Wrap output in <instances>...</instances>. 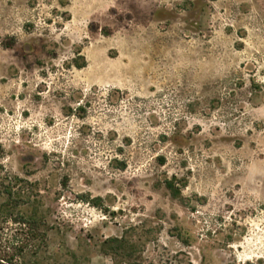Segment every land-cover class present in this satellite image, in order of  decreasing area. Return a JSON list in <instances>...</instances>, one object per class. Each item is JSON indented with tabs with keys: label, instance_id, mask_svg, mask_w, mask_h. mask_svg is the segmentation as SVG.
<instances>
[{
	"label": "rangeland",
	"instance_id": "1",
	"mask_svg": "<svg viewBox=\"0 0 264 264\" xmlns=\"http://www.w3.org/2000/svg\"><path fill=\"white\" fill-rule=\"evenodd\" d=\"M6 178L38 264H264V0H0Z\"/></svg>",
	"mask_w": 264,
	"mask_h": 264
},
{
	"label": "trees",
	"instance_id": "2",
	"mask_svg": "<svg viewBox=\"0 0 264 264\" xmlns=\"http://www.w3.org/2000/svg\"><path fill=\"white\" fill-rule=\"evenodd\" d=\"M165 187L172 195L178 196L179 190L173 186L171 182H166ZM26 188V187H25ZM31 192L28 188L24 190L16 181L8 178L0 182V197L4 198L0 202V261L11 264L17 259L24 258L28 254L33 259V264H38L42 248L46 242L47 226L43 216L38 210H30L27 213H14L16 209V201L21 199H30ZM17 215V216H13ZM14 224L18 226L17 232L20 238H10L9 242L16 240L13 246L14 253L7 258L5 251L2 249L3 228L5 225Z\"/></svg>",
	"mask_w": 264,
	"mask_h": 264
}]
</instances>
